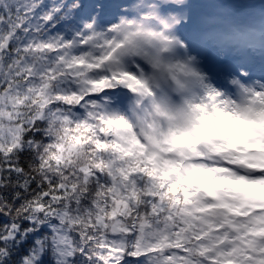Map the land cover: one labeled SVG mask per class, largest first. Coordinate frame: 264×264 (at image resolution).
Instances as JSON below:
<instances>
[{
	"label": "snow or ice",
	"instance_id": "snow-or-ice-1",
	"mask_svg": "<svg viewBox=\"0 0 264 264\" xmlns=\"http://www.w3.org/2000/svg\"><path fill=\"white\" fill-rule=\"evenodd\" d=\"M0 264H264V0H0Z\"/></svg>",
	"mask_w": 264,
	"mask_h": 264
}]
</instances>
